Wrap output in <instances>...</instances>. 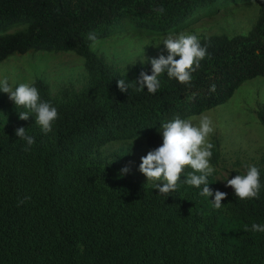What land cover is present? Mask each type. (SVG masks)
<instances>
[{
  "label": "trees",
  "instance_id": "16d2710c",
  "mask_svg": "<svg viewBox=\"0 0 264 264\" xmlns=\"http://www.w3.org/2000/svg\"><path fill=\"white\" fill-rule=\"evenodd\" d=\"M257 1L0 0V63L27 53L74 52L85 59L90 79L65 103L52 98L42 79L34 81L59 113L47 134L20 119L0 128V264H264V233L246 230L264 224V167L259 198L240 200L233 190L226 204L231 219L224 220L213 206L211 176V197L186 183L165 197L93 156L116 141L145 139L153 150L162 144L163 123L223 105L247 81L264 78V5L246 34L199 40L208 55L190 85L165 73L154 94L138 90L139 76L125 80L130 88L121 92L123 76L88 40L89 32L100 40L130 26L136 34L176 33L199 16ZM161 7L163 14L155 11ZM259 117L264 124V108ZM19 127L35 139L29 151L15 134Z\"/></svg>",
  "mask_w": 264,
  "mask_h": 264
},
{
  "label": "rangeland",
  "instance_id": "374dc122",
  "mask_svg": "<svg viewBox=\"0 0 264 264\" xmlns=\"http://www.w3.org/2000/svg\"><path fill=\"white\" fill-rule=\"evenodd\" d=\"M263 5L264 0H259L199 16L200 18L176 33L184 31L194 34L199 40L213 35L224 34L232 37L246 34L255 24L259 9ZM129 28L130 32L114 33L98 40L95 48H92L120 73L126 82L134 80L141 71H152V58L168 54L163 43L156 45L168 33L136 34L133 32V26ZM17 30L19 28L10 29L9 32ZM4 78L8 79L13 88L21 83L33 85L37 78L42 79L57 103L69 101L90 81L85 59L74 52H38L12 56L0 63V79ZM262 108L264 78L258 77L244 83L227 103L202 113L208 115L213 122L214 132L209 135L208 142L215 144L219 156L216 162L210 158V164L215 169L210 176L214 180L215 190L227 193L226 198L221 201L224 220L231 219L226 204L234 190L225 186L226 180L238 174H245L246 165L264 167V124L259 117ZM20 111L27 109L16 107L14 102L9 100L8 94L0 91V128L17 122ZM202 114L190 118L194 123H198ZM27 121L36 124L35 114H30ZM160 132L162 134V129ZM149 151L151 149L146 140L137 139L111 142L96 151L93 156L102 164L111 165L119 171L127 167L129 171L125 174L154 186L158 182L148 181L139 171L141 157L146 156ZM121 161L124 163L118 168ZM186 169L187 172L182 173L178 184H184V180L192 172L190 167Z\"/></svg>",
  "mask_w": 264,
  "mask_h": 264
},
{
  "label": "clouds",
  "instance_id": "9594fccd",
  "mask_svg": "<svg viewBox=\"0 0 264 264\" xmlns=\"http://www.w3.org/2000/svg\"><path fill=\"white\" fill-rule=\"evenodd\" d=\"M163 14L164 8L156 9ZM88 40L92 42L90 47L95 48L98 43L94 32L88 33ZM163 43L167 50V56L160 54L159 58L150 60L152 74L148 75L141 71L135 81L138 90H144L154 94L160 88L159 77L167 74L169 78H175L180 84L190 85L192 73L200 67V62L208 55L207 46H201L198 37L184 31L179 33H168L157 46ZM179 57V59H176ZM121 92H127L130 88L124 79L117 82ZM0 91L8 94L9 100L13 101L16 107H22L27 111L19 112L20 120H28L29 115L34 113L36 124L47 134L52 130L53 123L58 119L59 113L56 107L40 98L38 89L29 84L21 83L13 88L7 78L0 79ZM210 91H215V85L210 86ZM162 144L149 151L146 156L141 157L139 171L147 177L148 181H157L154 189H158L159 194L169 195L176 191L178 181L185 168H191L184 183L195 188H201L200 195L211 197L212 190L209 188L208 177L215 169L210 164L212 149L214 145L208 142V137L214 132L213 122L208 115H201L198 123H194L192 118L181 119L179 117L172 121L163 123ZM15 134L26 142L24 151H29L30 146L35 143L33 136L26 133L24 127L15 130ZM246 174H238L226 180V187L234 189L236 198L240 200L259 198L261 183L260 170L255 165H246ZM129 171L127 167L121 170V174ZM227 193L215 191L213 206L217 209L222 207L221 201L225 199ZM25 201L21 200L23 204ZM253 232L264 233V224L253 223Z\"/></svg>",
  "mask_w": 264,
  "mask_h": 264
}]
</instances>
